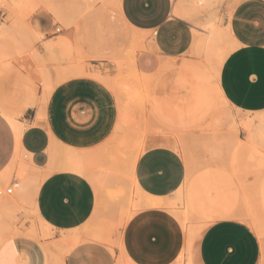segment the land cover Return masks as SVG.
<instances>
[{"label": "crops", "instance_id": "1", "mask_svg": "<svg viewBox=\"0 0 264 264\" xmlns=\"http://www.w3.org/2000/svg\"><path fill=\"white\" fill-rule=\"evenodd\" d=\"M34 1L38 4L27 18L21 20L16 15L24 22L22 28L14 30L16 43L1 50L8 57L0 59V72L11 67L20 69L24 86L19 112L0 109V117L11 131L13 148L10 161L11 152L0 159V173L11 163L19 144L28 154L25 162L30 166L32 162L43 174L39 176L43 179L38 182L32 210L46 229L49 227L52 237L32 242L15 235L1 246L0 264H257L259 241L247 225L235 219L207 225L196 233L187 249L188 233L178 215L186 168L181 155L167 144L145 147L133 171L134 189L139 191L135 200L143 199L145 204L150 195L148 198H157L161 205L147 208L141 202L143 208L138 207L118 232L90 233L89 227L98 218L95 189L84 172L63 170L60 156L52 163L50 145L54 142L59 155L69 149L78 152L81 159L85 158V166L92 153L114 134L117 105L104 81H110L108 70L112 65L94 59L109 52V48L89 40L80 50L89 59L70 63L67 50L55 42L83 36L84 18L79 19L77 28H64L57 21L55 9L63 5L62 18H70L64 9L69 0ZM116 1L115 15L109 13V20L116 17L123 28L144 39L145 49L135 56L139 70L149 73L166 60L181 59L195 42L213 62L210 109L224 104L246 115L233 118L232 128L264 129V0L236 2L226 26L216 19L208 22H216L227 32L225 44L229 51L221 60L197 41L193 25L185 19L192 7L183 8L175 0ZM1 16L5 19L7 14ZM19 35L25 38L18 39ZM76 67L83 73L69 76V70ZM14 84L13 79L0 76V88L7 85L12 90ZM20 113L22 118L18 120L16 115ZM9 117L22 125L18 140ZM248 142L257 147L255 137ZM73 230L77 240L68 248L70 242L63 238L71 236ZM67 248L70 250L64 256L61 252Z\"/></svg>", "mask_w": 264, "mask_h": 264}, {"label": "rangeland", "instance_id": "2", "mask_svg": "<svg viewBox=\"0 0 264 264\" xmlns=\"http://www.w3.org/2000/svg\"><path fill=\"white\" fill-rule=\"evenodd\" d=\"M175 1L183 8L192 7L191 15L185 19L193 25L196 35L204 36V25L211 19L226 26L232 6L240 0ZM116 4V0H69L64 5L66 13L70 15L66 19L62 18L63 5L58 4L55 9L57 21L64 28H77L79 19L82 21L84 18L83 36L64 37L63 41L55 42L56 46L67 50L70 63L79 64L89 59L80 51L89 40L109 48V52L94 59L105 60L112 65L108 70L111 75L108 86L116 101L117 121L119 118L128 119L121 129H114L107 144L89 157L91 176L88 178L95 189L98 214L96 222L89 227L90 233L118 232L123 228L137 209L130 203L137 192L131 183L126 163L147 146L167 144L181 155L186 168L178 215L182 217L186 213L188 217L182 226L188 233L187 249L191 245L190 230L195 229L196 233H200L217 220L235 219L254 232L260 244L257 264H264V129L248 131L242 127L232 128L233 118L246 115L224 104L210 109L208 93L214 79L213 62L195 42L185 57L166 60L149 73L139 70L134 57L145 49L144 39L123 28L116 17L111 16L113 21L109 20V13L115 15ZM2 13L7 14L5 19ZM16 15L10 2L0 5V24L3 22L14 28H22L24 22ZM24 38L18 36V39ZM0 76L16 82L12 90H8L7 85L0 88V109L19 112L24 86L20 69L11 67L0 72ZM16 117L20 120L21 113ZM250 137H255L259 150L255 156H250L246 148ZM234 150H237V154L233 161ZM10 152L9 161L13 154L11 131L0 117V159ZM27 157V152L22 151L15 159L7 182L0 178V186H3L0 219L2 222L10 221L16 232L11 237L3 235L4 242L15 235L32 242L52 237L32 210L38 187V182L33 181L32 176L41 173L32 162V167L25 162ZM22 170L27 172L26 175L24 172V175L21 174ZM8 189L12 190L11 193H7ZM209 199L217 203L216 206L229 202L228 205L236 210L237 215L203 218L205 203L211 202Z\"/></svg>", "mask_w": 264, "mask_h": 264}, {"label": "bare ground", "instance_id": "3", "mask_svg": "<svg viewBox=\"0 0 264 264\" xmlns=\"http://www.w3.org/2000/svg\"><path fill=\"white\" fill-rule=\"evenodd\" d=\"M43 3H45L47 0H39ZM108 1V0H107ZM0 4H3V3H8L10 2L11 6L14 8V10L17 12L19 18L22 20L23 17H26L28 14H30V12L34 9V7L38 4V1H34V0H0ZM174 13H177L176 11H174ZM27 18V17H26ZM25 19V18H23ZM13 29V30H12ZM17 31L13 26L11 28H9L8 26H6L4 23L0 25V59L3 58V56H7L6 53L4 55V53L1 51L3 50L4 47H7L8 45L11 46L12 44L16 43L15 41V38H14V33L15 31ZM204 32V36H200V35H197V41H199V43L201 42L203 44V46H205L206 50L208 52H210L211 54H213L214 56H216V58H218L219 60L223 59L225 57V55L228 53L229 51V48L227 47V45L225 44V40L228 38V35H227V32L219 25L217 24L216 22H211V23H208L206 25H204V30H202ZM5 50V49H4ZM8 57V56H7ZM135 58V57H134ZM130 62L132 59H129ZM133 61V60H132ZM133 63V62H131ZM130 63V64H131ZM134 65V64H133ZM83 73V69L82 68H71L69 70V76L71 75H78V74H82ZM39 74V73H38ZM41 75V74H40ZM49 76V75H48ZM147 77V76H146ZM148 78V77H147ZM105 83L107 85H109L108 83V80L104 79ZM137 82V81H136ZM148 82V81H146ZM48 84V83H47ZM141 84V83H140ZM145 84V83H144ZM44 86V85H43ZM47 87V86H46ZM46 94V93H45ZM40 107V106H39ZM44 108V107H43ZM42 108V109H43ZM40 109V108H39ZM39 113V112H38ZM37 116V115H36ZM35 116V118H36ZM37 119V118H36ZM9 120L11 122V124L13 125L14 129H15V132L17 134V140H18V137L20 136L21 134V126L18 124V122L16 121V119H14V117H9ZM43 120V119H42ZM44 121V120H43ZM128 121V119L126 118H119L118 121H117V124H116V127H115V130L116 129H121L125 124L126 122ZM22 124V123H20ZM244 143V142H243ZM246 143V142H245ZM239 145V144H238ZM245 145V144H244ZM231 147V146H230ZM229 147V148H230ZM50 148H51V151H50V156L51 157V161L52 163L55 162V160L57 158H62V167L64 168H61L63 170H66L65 168H70V169H74V170H80L81 172H84L87 177L90 175V172L88 171V168L87 166H89L90 164L89 163H85V160L84 163H85V166H83V162L82 160L85 159H81V155L78 153V152H75L74 150L72 149H69L67 152H64L62 155H59L57 153V149L54 147V142L51 143L50 145ZM246 148H247V151H248V154L250 156H255L258 154L259 150L257 149V147H255L252 143L248 142L246 143ZM24 151L19 144H17V149H16V153H15V156L14 158L12 159L11 163L7 166V168L0 173V178H1V181L3 182H7L9 176H10V172L12 170V167L14 165V162H15V159L16 157H18L21 152ZM59 152V151H58ZM141 153V151L139 153H137L136 155L134 154V156L132 158H130V160L126 163V166H127V171H128V175L130 177V180H131V183L133 184V186H135V181H134V176H133V171H134V165H135V162L139 156V154ZM228 154V153H227ZM237 154V150H234L233 152V157H232V160L234 161L235 160V156ZM239 155V154H238ZM237 155V156H238ZM49 159V158H48ZM50 161V162H51ZM88 161V160H87ZM261 161V160H260ZM263 161V160H262ZM48 162V161H47ZM89 164V165H88ZM255 164V163H254ZM87 165V166H86ZM264 166V165H263ZM262 166V167H263ZM247 167V166H246ZM26 168V171H27V167ZM29 168V167H28ZM49 168H50V165H49ZM55 167H53L51 165V169H53ZM87 168V169H86ZM235 168V167H234ZM238 168V167H237ZM50 169V170H51ZM25 170V169H24ZM22 170V173L23 172L25 173L26 175V171ZM48 171V172H51V171ZM73 170V171H74ZM113 170V169H112ZM241 170V169H240ZM70 171V170H69ZM126 171V172H127ZM37 174V173H35ZM35 174L32 176L33 177V181H36V182H41V180L43 178H39V176H43V174H40V175H36ZM48 174V173H47ZM24 175V174H23ZM91 176V175H90ZM95 178V177H94ZM92 179V178H91ZM187 179V178H186ZM95 181V179H94ZM97 181V180H96ZM40 184V183H39ZM94 184V183H93ZM95 185V184H94ZM38 185H36L37 187ZM5 187V185H4ZM34 187V186H33ZM35 187V188H36ZM3 186H0V195H2L3 193ZM98 189V188H97ZM37 190V188H36ZM35 190V191H36ZM137 190V189H136ZM34 191V190H33ZM139 192V191H137ZM142 194V192H141ZM144 194V193H143ZM142 194V195H143ZM144 196H148L147 194H144ZM150 196V195H149ZM148 196V197H149ZM142 197V196H141ZM146 197V201H145V204L143 203V199L137 201L135 199L132 200V203L131 205L135 208H140L141 205H144V206H154L156 207L157 205H161V203L159 202V200L157 198L152 199V198H148ZM230 197V196H228ZM223 196H221V199L222 200ZM225 198V196H224ZM227 198V197H226ZM225 198V199H226ZM132 199V198H130ZM161 200V198H159ZM217 199V200H219ZM246 199V198H245ZM210 200V199H209ZM219 200V201H220ZM230 200H233V198ZM131 201V200H130ZM207 201V200H206ZM211 201V200H210ZM216 201V200H215ZM214 201V202H215ZM219 201H218V204H219ZM226 201H228L226 199ZM142 202V204L140 205V203ZM217 202V201H216ZM224 202V201H223ZM209 203H212V204H215L213 203V201L211 202H208V203H205V205L207 204V206H209L210 204ZM229 204V202H227ZM245 203V202H244ZM209 204V205H208ZM217 204V203H216ZM214 205H210L208 208L204 207V211L202 213V217L203 218H210V217H222V218H230V217H235V214L236 213V210L234 211L233 207L232 206H229L228 204H224V205H221V203L219 205L216 206ZM247 204V202H246ZM235 205V204H234ZM159 207V206H157ZM143 208V207H141ZM148 208V207H147ZM150 208V207H149ZM153 208V207H152ZM206 208V209H205ZM171 210V209H170ZM35 212V211H33ZM130 214V212H129ZM179 219L181 221V225L183 226L185 224V221L188 219L186 213H184L181 216H179ZM47 225V224H46ZM45 227V226H44ZM51 228V227H50ZM254 228V226H253ZM43 229V228H42ZM47 229H49V227H47ZM256 229V228H254ZM44 230V229H43ZM46 231V230H45ZM73 232V234L71 236H68V237H65L63 238V241H69L70 242V245L68 248L72 247L73 244L76 242L77 240V235L75 234L76 230L74 231H71ZM70 232V234H71ZM80 232V231H79ZM196 230L195 229H192L190 230V242H192L195 234H196ZM15 230L13 228V224L10 222V221H4L2 222V220L0 219V245L5 241L3 235H7L9 237L13 236L15 234ZM47 233V232H46ZM78 234V233H77ZM81 236V234H80ZM79 237V235H78ZM9 239V238H8ZM79 239V238H78ZM59 240H62L61 238ZM81 240V239H80ZM79 240V241H80ZM58 242V241H57ZM61 242V241H60ZM67 243V242H66ZM78 243V242H77ZM59 244V242H58ZM63 246V243H60L59 246ZM61 246V247H62ZM63 248V247H62ZM61 248V249H62ZM63 249L61 253L66 254L67 250L69 252L70 249ZM1 252V251H0ZM59 252V254H61ZM64 260V258H63ZM119 261V260H118ZM121 261V260H120ZM123 261V259H122ZM182 261V257L180 258V263ZM57 263V261L55 262ZM121 264V263H120Z\"/></svg>", "mask_w": 264, "mask_h": 264}, {"label": "built area", "instance_id": "4", "mask_svg": "<svg viewBox=\"0 0 264 264\" xmlns=\"http://www.w3.org/2000/svg\"><path fill=\"white\" fill-rule=\"evenodd\" d=\"M11 191H12L11 189H8V190H7V193H11Z\"/></svg>", "mask_w": 264, "mask_h": 264}]
</instances>
